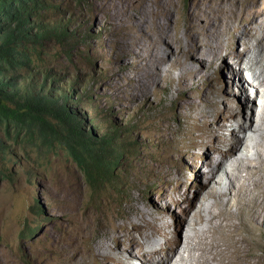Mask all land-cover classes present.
Returning a JSON list of instances; mask_svg holds the SVG:
<instances>
[{"label":"rangeland","instance_id":"374dc122","mask_svg":"<svg viewBox=\"0 0 264 264\" xmlns=\"http://www.w3.org/2000/svg\"><path fill=\"white\" fill-rule=\"evenodd\" d=\"M142 2L144 11L132 7ZM45 4L50 7L45 13L47 23L65 25L71 38L46 40L42 49L37 44L42 56L21 86L32 83L56 95L64 94L69 104L75 105L83 126L93 128L98 136L112 131L116 134V150L123 156L114 162L107 182L95 191L89 187L83 168L64 150L38 151L1 137L0 264H72L74 258L89 264L90 249L97 252L99 238L115 224L120 228L105 246L114 247L116 241L120 246L133 240L140 243L123 259L102 250L109 260L98 264H154L157 258L152 252L164 245L174 248L165 264H178L181 258L182 264H197L195 259L201 252L197 245L205 242L224 243L223 253L230 261L232 238L228 234L233 228H211L196 213L201 204L216 212L214 199L204 195L212 183L202 185L209 175L203 163L217 149L231 151L236 147L239 126L251 133L259 118V95L255 87L248 89L251 94L244 89L238 56L251 45L247 40L264 30V0H45ZM204 6H210L212 16L216 11L225 19L228 28L219 27L214 33L210 26L204 28L203 18L194 15ZM124 7H129L130 14L142 12L143 26L155 17L167 28V36L179 39L162 50L165 61L150 67L148 83L141 87L129 80L137 73L135 67L126 65L131 61L129 54L113 46L131 33L122 13ZM228 8V15L221 13ZM193 17L196 25H190ZM151 39L168 42V37L161 39L159 33H151ZM252 58L249 55L245 66ZM262 63L264 59L259 62L261 70ZM231 66L234 73L226 69ZM243 71L251 78L246 68ZM157 73L165 80L157 78ZM258 77L259 73L255 74V79ZM202 110L205 112L199 120L214 126L224 139L216 141L207 134L203 141L181 147L177 140L191 133L192 113ZM262 121L261 136L252 133L258 139L249 145L248 153L252 149L254 159L264 152V113ZM223 123L228 130L219 129ZM233 128L234 135L230 132ZM243 148L241 144L239 152ZM221 159L220 155L215 157L218 162ZM254 159L234 164L241 168L235 172V184L252 187L253 177L247 175L250 166L258 164ZM236 206L232 205L233 210ZM135 208L145 211L138 223L146 227L150 242L138 231H131L128 237L131 225L121 230V223L135 217ZM182 212L186 217L179 225ZM247 216L237 210L231 218L240 228L232 231L235 239L245 236L241 222L247 221ZM195 223L199 229L191 231ZM238 243L239 253L247 258L255 253L260 257L253 261L264 264L263 249L254 243V249L243 241Z\"/></svg>","mask_w":264,"mask_h":264},{"label":"bare ground","instance_id":"6f19581e","mask_svg":"<svg viewBox=\"0 0 264 264\" xmlns=\"http://www.w3.org/2000/svg\"><path fill=\"white\" fill-rule=\"evenodd\" d=\"M135 6H137V8H139V9H142L141 11L145 10V3L144 2H142L141 4L136 3V5H132V7H135ZM209 7L210 6H204L202 9L197 10L194 14L198 18H203L204 22L202 25L204 26V28L207 26H210V29L212 30L213 33L219 27L220 28L221 27L228 28L227 22L225 21V23H224L225 19L220 18V15L216 11L214 12L215 13L214 16H212V14H210V12H212L213 10L211 11V9ZM225 10L226 11H223V12L221 11V13H226L228 15L229 11H230L229 8L225 9ZM129 12H130L129 7H124L122 9V13L126 17L125 19L128 21L129 28L131 29V33L123 36L122 39H118L116 41L115 45H113V46L115 47V49L118 52H126L129 54L131 61H130V63H128L126 65H129L130 68L135 67L136 71H137V73L135 72L136 74L134 76H129V80L131 81V84H133V85L137 84L136 86L141 87L142 85H146L148 83L147 78H148V72H149L150 67L153 65H156L157 63H160V62L162 63L163 61H165L163 58L164 56L163 57L161 56L162 50L168 49L171 43L177 42V41H179V39L177 37L175 39H171V37L167 36V32H166L167 28L164 27V24H161L160 21L158 19H156L155 17L150 20V22L148 23L147 26H143L142 23L144 22L145 17L142 15V12L140 15L139 14H137V15L130 14ZM232 12H233V10H232ZM195 22H196V18L193 17L190 19V25L193 23H194V25H196ZM230 30H229V32H230ZM233 32H235V31H233ZM151 33H159V37L161 39L163 37H168V42H165V43L153 42L152 39H151V41H149L148 39L150 38ZM213 33H211V35ZM254 35H255L254 37L253 36L251 37L252 39L247 40L248 42L250 41L251 45L246 47V49L244 50V53L238 56V60H239L238 65L240 67L239 68V72H240L239 74L242 76V80L244 82V84H243L244 89L246 91H248V93L251 94V91L249 92L248 89H250V87H255L256 95L257 94L259 95V100L261 101L259 118H258L257 124L254 126L251 133H249L247 131L246 127H240L239 126L238 131H240V135L236 138V143L238 144L236 147H234L231 151H222L221 149H217L216 151L212 152L211 153L212 155L210 156V158L207 161L205 160V162L203 163L204 168L206 167V171H207L206 173H208L209 175L207 178H205L203 181H201L202 185L206 186V185H209L212 183L211 187H209L207 189V191H204L205 192L204 195H207V196L211 197L212 199H214L213 204H214V207L216 208V212H211L207 207H205L204 205L201 204L200 210L196 213V215L198 216V219L200 221L205 220L207 222V224L210 225L211 228H217V229H220V231L224 227L227 228V226L229 227V229L233 228V230L231 229L230 234H228L232 238V244H231L232 247L230 246V248H232L231 258L229 261L228 256H225V254L223 253V251L225 250L222 248L224 243L223 244L221 243L222 245H219L216 243H210V244L207 243L206 244V242H205V244L200 243L202 245H199V246L197 245L198 249L201 251L200 254L198 255V257L195 259L198 262L197 264H215V263L216 264H230L231 262H232V264H258V262L253 261V259L260 257V256L256 255L255 253L250 258L249 257L247 258L244 254L239 253V251H238V246H239L238 244L239 243L238 242H240V241H243L245 244L250 245L253 249L255 247L254 246V244H255L256 247H260L261 249L264 250V152L262 154L259 152L260 154H258V157H256L257 156V154H256V156H255L256 159H254L252 157V155H253L252 151H251L252 149L250 150L251 153H248L249 149H250L249 145L253 143V141L255 140L256 137L261 136L262 126H263L262 116L264 113V89L259 88L261 85L264 86V68L261 70V66L259 65V62H261L264 59V52H263V50H264V30L261 32H255ZM180 47H181V49H183V48L185 49V47L182 46V43H180ZM158 49H160L161 52L157 51ZM254 49H258V51L255 53ZM249 55H252L253 58L251 60L252 62L250 63V65H246L247 66L246 67L244 62L245 61L247 62V60H249ZM262 65H264V64L262 63ZM244 68H246L249 71V73L252 74L251 78L244 75V71H243ZM226 69L231 71L232 73H234L232 70V66L228 67ZM258 73H259V77L257 79H255V74H258ZM157 78H161L162 80H165L163 78V76L161 77V76H159V74H158ZM144 80H146V81H144ZM254 94H252V95H254ZM233 96H235V92H234ZM227 109L228 108H226V111H227ZM197 110L199 111L198 108H197ZM203 110H204V108H203ZM202 111H200L199 113H194V114L192 113L191 118H192L193 122H190V123H193L192 124L193 127L191 129V133L186 134L182 137H179L177 140L178 144L181 147H183V145L187 144V143L188 144L189 143H194V144L199 143V142L204 140V138L206 137L207 134H212L214 136V140H216V141L217 140L219 141V140H221V138H223V134L216 133L214 126H212L211 124H206L203 121L199 120V116H201L205 112V111H203V112ZM208 112H211V111H208ZM251 125H253V121H252ZM219 129L222 131L223 130L226 131V130H228V125L226 123H223V124L219 125ZM187 130L188 129H186L185 131H187ZM230 132H231V134L234 135V133L236 132V129L233 128ZM185 133H187V132H185ZM252 133H257L255 138L252 137ZM186 136L187 137L189 136L190 138L186 139ZM256 139H258V138H256ZM241 144L244 145V148L242 151L239 152ZM262 147H263V145H262ZM254 154H255V151H254ZM217 155H220L222 158L219 162L217 160H215V157ZM253 159H254V161L256 160L258 162V164L250 166V169H248L249 172L247 175L248 177H250L249 179H252V177H253V179L251 181L252 187L250 188V187H248V185L246 183H241V182H238V184H235V177L237 176V174L235 172H238L241 169V168H239V166L234 167L236 165L235 163L240 164L239 160H241V162L243 160H245L243 162L250 163L253 161ZM223 176L225 177V179L223 178ZM223 183H225V184H223ZM235 204H237L239 206L238 207L236 206L235 207L236 210H233L232 205H235ZM148 205L150 206L149 203H148ZM237 210L239 212H243V213H246L248 215L247 216L248 220L244 221L243 223L241 222V224H242L241 228L245 231L246 234H245V236H242L240 239H235L233 237V235H234L233 232L235 230H239L240 228H236V226H235L238 223L233 224L231 221V218L233 217L235 211H237ZM134 211L136 213L135 217H134L135 219L134 218H128V221L126 220V222L121 223V230L127 229L128 225H131L132 227L130 228V230H127V231H130L127 234L128 237L132 235L131 231H138V232H140L139 235H141V238L146 239L150 242L152 240L151 237H148L144 232L146 227L145 226L141 227V225L138 223V220L144 215L145 211L139 210V208H137V209L135 208ZM185 217H186V212H182V216L179 220V225H181V223L185 219ZM245 220H246V218H245ZM242 221H243V219H242ZM235 222H238V221H235ZM195 226H197L196 223L192 227L191 231H193V229L195 230L196 228H198V227L195 228ZM118 228H120V226L115 224L114 228H112L113 230L108 229V230L104 231L102 236L99 238V241L97 244V252L95 250L90 249L91 257H89L90 258L89 264H92V263L98 264L100 261H107L108 254L105 253V251H102L105 249H107L110 253H112V252L117 253L118 255H120V258L123 259L125 257L126 252H129V250L134 245L140 243V241L133 240V241H129L128 244H126V245L120 246V244L116 241L114 247H112L110 245L105 246L108 238L112 237V236L114 237L115 234L117 233L116 230ZM234 228H236V229L234 230ZM127 231L125 233H127ZM237 233H240V232L238 231ZM260 237L263 238V239H261L262 242H259ZM188 238H189V236H188ZM208 241L209 242L213 241V239L208 240ZM229 242H230V240H229ZM82 243H83V241H82ZM218 243H220V242H218ZM75 246H79V245H75ZM224 247H225V245H224ZM76 249L78 250V248H76ZM173 249L174 248L168 249V247L165 245L158 248V249H155V251L152 252V255L155 254L156 258H157V261L154 264H165L167 261H169V259L171 257L170 252H172ZM107 250H106V252H107ZM228 253H230V251ZM220 254H222V256L218 258V255L220 256ZM87 257H88V255H86V258ZM82 258H83V255L80 258V260ZM86 258H84V259H86ZM94 259H95V261H94ZM183 260L184 259L181 258V262H183ZM213 261H216V262L214 263ZM181 262L178 264H182ZM70 263L77 264L79 262H78V260H76V258H74ZM86 263H88V261Z\"/></svg>","mask_w":264,"mask_h":264},{"label":"trees","instance_id":"16d2710c","mask_svg":"<svg viewBox=\"0 0 264 264\" xmlns=\"http://www.w3.org/2000/svg\"><path fill=\"white\" fill-rule=\"evenodd\" d=\"M49 8L45 0H0V140L38 151L64 150L83 168L89 187L96 191L123 156L116 150V134L98 136L93 128L83 126L64 94L32 83L21 86L42 56L37 44L42 49L46 40L71 38L65 25L47 23Z\"/></svg>","mask_w":264,"mask_h":264}]
</instances>
